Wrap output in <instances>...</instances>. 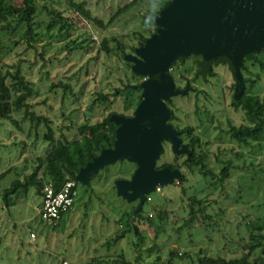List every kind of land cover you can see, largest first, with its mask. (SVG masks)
I'll return each instance as SVG.
<instances>
[{
    "label": "rangeland",
    "instance_id": "obj_1",
    "mask_svg": "<svg viewBox=\"0 0 264 264\" xmlns=\"http://www.w3.org/2000/svg\"><path fill=\"white\" fill-rule=\"evenodd\" d=\"M81 1L85 9L105 23L113 18L111 25L102 27L94 24L75 11L69 0H38L36 20L39 22V35L37 43L30 47L23 37L24 25L11 21L12 26L6 27L7 21H0V73L16 72L20 67L22 77L37 91L28 99L31 110L48 115L54 136H65L68 140L77 136V125L86 120L95 122L111 111L127 115L133 113V109L124 108L121 96L112 97L108 104H100L95 112L88 109L97 92L112 94L122 83H134L130 70L119 55H106L100 49L101 42L107 38L113 47L115 43L111 39L117 36L127 44L126 51H130L129 45L137 44L141 38L139 32L151 35L156 19L153 14L167 0H138L121 14H117L118 10L130 0ZM54 8L68 17L69 36H64V30L62 33L58 24L48 31L47 22L53 18L51 10ZM72 39L82 42L87 49L69 53L63 46ZM223 64L214 66L216 77L211 78L208 85L202 81L196 84L199 88L208 89L214 99L200 98L201 106L215 114L211 130L204 134V138L211 140L206 166L214 175H203L197 166L193 173L184 168L185 182L179 185L170 183L161 191L151 193L152 201H146L143 213L153 214L154 223L141 222L138 226L148 242L145 246H150L155 240L159 253L151 251L142 260L143 264H154L158 255L166 260L169 250L175 248L180 252L176 259L180 264H196L199 254L239 257L243 251L241 245L248 243L253 228L260 227L264 233V138L259 146L252 144L242 148L226 133L230 123L239 125L243 117L230 105L229 87L225 98H220L222 85L229 86L234 80L228 66ZM175 71L171 70L176 85L183 87L187 81L178 74L175 77ZM61 82L70 87V93L65 96L64 88L58 87ZM214 82L218 89L213 86ZM252 92L264 96V76ZM185 95L173 97L174 104L170 106L177 116L173 123L180 128L198 124L194 114L195 94ZM13 116L19 121L22 131L11 121H0V174L11 168L0 179V264H61L62 260L93 264L94 259H101L102 264H117L121 253L135 262V236L127 235L113 241L126 228L127 214L134 204L117 194L115 181L131 176L135 169L132 162L119 161L104 167L91 179L90 185L77 183L73 208L56 224L47 222L38 213L43 198L34 193V187L28 190L21 187L6 206L2 192L13 180H25L40 166L39 157L49 147V142L44 139L48 131L45 124L36 127L28 119H23L24 109L15 111ZM231 148L234 149L233 154L236 151L241 153L240 157L229 153ZM163 149L165 152L157 162L160 166L177 155L168 141H164ZM219 149L225 153L217 158ZM226 158L233 160L232 174L220 181L218 174L222 164L219 159ZM182 186L186 188L185 193ZM194 195L205 200L206 212L213 215L211 221L206 220L211 224L207 230L201 216L189 221L191 204L198 206L190 199ZM154 206L155 209L150 210ZM158 208L166 213L163 220L157 217ZM32 232L35 237L31 236ZM184 252L189 257L181 258Z\"/></svg>",
    "mask_w": 264,
    "mask_h": 264
},
{
    "label": "trees",
    "instance_id": "obj_2",
    "mask_svg": "<svg viewBox=\"0 0 264 264\" xmlns=\"http://www.w3.org/2000/svg\"><path fill=\"white\" fill-rule=\"evenodd\" d=\"M69 1L75 11L91 20L94 24L102 27L111 25L113 18H111L108 23H105L102 19L93 16L89 10L85 9L83 1ZM137 1L138 0H130L128 4L118 10L117 14H121L128 9H131ZM168 1L170 0L165 1V3L160 5L159 9L154 12V18L159 15L160 10ZM38 10V0H0V21H7L6 27L12 26L11 21L16 22V24L24 25L25 32L23 37L27 40V42H29L30 47H34L33 43H37L39 35L37 32L39 22L36 20ZM51 14L54 16L47 22L48 31L58 24L60 31L62 29L64 30V36H69L70 28L68 17H65L63 13L56 8L51 10ZM6 27L4 26V28ZM156 29L157 24L154 22V29L151 34L154 33ZM139 33L141 38L137 44L129 45L130 51L128 52L126 51L127 44H125L120 37L114 36L113 39H111L115 43L113 47L110 46V40L107 38L101 42L100 49L105 52L106 55H110V53L119 55L122 62H124L126 67L130 70L131 79L134 83H122L120 87L115 88L112 94L102 91L97 92L95 98L89 105L88 109L90 111L95 112L100 104H108L111 102L112 97L121 96L123 98L124 108H126V110L133 109V112L141 101L142 89L138 87V85L145 79V77L134 73L132 71V63L126 61L124 58L126 54H134L136 48L144 45L146 39L149 37L144 35L143 32ZM55 39L57 40V37ZM63 47L66 48L69 53L81 52L87 49V46H83L82 42L75 39L66 42ZM201 59L202 57L200 55L180 58L172 67V70H176L174 72L175 77L177 74L178 76L180 75V78L182 80H186L191 87L188 94L185 96H189L191 93L195 94L194 114L196 115V119L198 121L197 125L187 124L186 126L180 128L177 124L173 123L174 119L177 118L173 109H171L172 115L170 118V122L173 123L177 129L182 131L181 139L184 143L189 144V154L174 155L171 161H166V163L161 166L157 163L158 161L156 162V168L168 167L171 170H181L183 177L182 182L187 180L184 168L189 169L190 173H193L194 168L197 166L203 175H214V173L206 166V160L210 154L209 144L211 140H209L208 137L204 138V134L209 133L211 130L215 120V114H213L210 109L201 106L200 98L203 96L211 101H214V99L208 92V89L199 88L196 84L198 81H202L204 85H208L210 79L216 77V72L213 70L212 73L207 76L200 75L199 70L201 67ZM223 65L226 67L228 66L227 64ZM228 70H230L229 66ZM241 72L244 78L243 93L237 95L236 81L233 78L234 80L231 85H222L220 88V98H225L227 93L226 89L229 87V91L231 90L230 105L237 112L242 114L243 122L239 125L230 123L226 133L234 142L238 144V146L246 148L252 146V144H255L256 146L261 145L264 138V96L252 92L253 87H255L262 79V76H264V50L246 56L241 66ZM216 85L217 84L215 83L213 86L218 89V86ZM58 87L64 88V96L70 93V87L63 82L58 84ZM36 93L37 91L34 85L22 77L20 67L16 70V72L7 71L4 74L0 73V121H11L16 128L22 131L19 121L14 118L13 114L15 111L24 109L23 119H28L36 127L41 124L46 125L48 131L44 134V139L49 142V147L47 148L45 154L39 157L40 166L36 167L30 175L26 176L25 180H13L10 186L2 192L6 206H9L11 196L21 187H24L25 190H28L30 187H34V193L36 195H42L43 198V181L38 176L41 169V175L46 179H50L55 184L56 188L62 187V185L67 181H75L80 169L86 166V164L94 157L98 156L103 148L112 147L116 139L118 124L111 119L112 115L120 114L116 111L103 114L101 118L95 122H89L86 120L77 125V136L72 140H68L65 136L62 138H56L54 136V130L50 125L51 119L48 115L38 114L37 112L31 110V104L28 102V99L34 97ZM172 104H174V102L168 103V106L170 107ZM201 128H204L205 130L201 131ZM231 151L232 152L229 153L233 154L234 149L231 148ZM164 152L165 149H163L162 154ZM224 153L225 151L223 152L222 149H219L217 158H219L220 154L224 155ZM233 155L240 157L241 153L236 151ZM219 162L222 164V168L218 174V179L220 181H224L232 174L233 160L231 158H226L224 160L219 159ZM136 166L137 165L135 164V168ZM10 171L11 168L1 173L0 179L5 177ZM175 183L178 184V181L176 180ZM114 188L116 189L115 186ZM182 192H186V188L184 186H182ZM190 199L193 203H197L198 206L191 204V208L189 210V221H193L196 217L200 216L202 223H206V220L211 221L213 215L206 212V204L204 203L205 200L199 199L195 195L191 196ZM132 203H134L132 204L133 209L137 203ZM155 207L156 206L152 207L150 210L155 209ZM160 209H156L158 213L157 217L159 220H163L166 213ZM127 216L128 218L125 223L126 228L119 235H117L113 241L116 242L127 235H130V237L135 236L133 246L136 249L137 257L135 262H132L126 259L125 255L121 253L119 256L120 259L117 260V264H143L142 260H144V258H146L151 251L159 253V247L156 245L155 240L150 246H145L148 242L144 239L143 232L140 231L138 225L141 222L153 225L154 221L151 216H149V213H143V207L135 215H132V210H130ZM209 227H211V224L206 223L204 229L207 230ZM254 229L255 228H253L249 234L248 243L241 245L243 251L239 257L228 258L221 254L216 256L199 254L200 256L196 264H264V233L261 232L262 230L260 227L255 230ZM236 243L240 244L241 241H236ZM179 253L178 249H171L169 250L166 260H162V256L158 255L154 264H180L176 260L180 257ZM185 257H189L187 252H184L181 255V258ZM102 262L103 261L101 259H94L93 264H102Z\"/></svg>",
    "mask_w": 264,
    "mask_h": 264
},
{
    "label": "water",
    "instance_id": "obj_3",
    "mask_svg": "<svg viewBox=\"0 0 264 264\" xmlns=\"http://www.w3.org/2000/svg\"><path fill=\"white\" fill-rule=\"evenodd\" d=\"M157 29L126 54L132 71L145 79L138 85L142 99L132 116L114 114L118 124L116 139L110 148L82 167L75 182L90 185L91 179L104 167L119 161L137 165L130 179L115 181L117 194L136 202L132 215L139 212L147 195L156 188L183 181L181 170L156 168L168 141L177 155L189 154L182 131L170 122L173 97L185 95L189 86L177 87L171 72L180 58L202 57L199 74L207 76L216 64H227L236 81L237 95L243 93L241 66L246 56L264 50V0H170L160 10Z\"/></svg>",
    "mask_w": 264,
    "mask_h": 264
},
{
    "label": "built area",
    "instance_id": "obj_4",
    "mask_svg": "<svg viewBox=\"0 0 264 264\" xmlns=\"http://www.w3.org/2000/svg\"><path fill=\"white\" fill-rule=\"evenodd\" d=\"M43 181V199L38 213L47 222L56 224L62 216L69 212L75 203L77 196V187L75 181H67L60 188H56L55 184L41 175ZM161 187H157L155 191H161ZM147 201H152L151 194L147 195ZM152 216V214H150ZM35 237V233H31ZM62 264H76L70 260H62Z\"/></svg>",
    "mask_w": 264,
    "mask_h": 264
},
{
    "label": "flooded vegetation",
    "instance_id": "obj_5",
    "mask_svg": "<svg viewBox=\"0 0 264 264\" xmlns=\"http://www.w3.org/2000/svg\"><path fill=\"white\" fill-rule=\"evenodd\" d=\"M231 71V70H230ZM232 74V73H231ZM233 77V76H232ZM187 86H189V88H191L190 87V85L186 82L185 83V85L183 86V87H180V86H177V87H180V88H185V87H187ZM188 94V93H187ZM186 94V95H187ZM135 111V110H134ZM134 114V112L131 114V115H125V116H132ZM177 129V128H176ZM177 130H179V129H177ZM181 131V130H180ZM182 135V134H181ZM183 141V140H182ZM183 143H184V141H183ZM161 158V157H160ZM159 160V159H158ZM160 166V165H159ZM137 167V166H136ZM161 168V167H160ZM136 169V168H135ZM135 171V170H134ZM133 175V174H132ZM132 175L129 177V178H127V179H130L131 177H132Z\"/></svg>",
    "mask_w": 264,
    "mask_h": 264
}]
</instances>
